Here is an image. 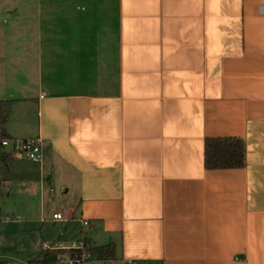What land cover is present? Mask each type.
<instances>
[{
  "label": "crops",
  "instance_id": "1",
  "mask_svg": "<svg viewBox=\"0 0 264 264\" xmlns=\"http://www.w3.org/2000/svg\"><path fill=\"white\" fill-rule=\"evenodd\" d=\"M67 5H27L21 67L17 9L0 7L4 131L42 148L9 164L37 178L0 187L11 218L40 224L39 249L0 264L80 240L115 246L82 264H264V0ZM224 137L244 143V165L207 169L205 140Z\"/></svg>",
  "mask_w": 264,
  "mask_h": 264
},
{
  "label": "rangeland",
  "instance_id": "2",
  "mask_svg": "<svg viewBox=\"0 0 264 264\" xmlns=\"http://www.w3.org/2000/svg\"><path fill=\"white\" fill-rule=\"evenodd\" d=\"M32 0H0V7L4 6L2 11H10L15 8L17 11L13 16V25L9 26L10 47L14 54V61L19 62L17 66L21 67V60H17V57L23 52V35L27 29H30L24 24V10L27 9V5ZM48 1V9L53 8V0ZM68 2L69 7L72 6L75 15H82L87 12L89 5L92 0H65ZM79 6V9H76ZM83 7V9H80ZM53 13V10L49 11ZM20 22V23H19ZM90 29V28H89ZM5 28H0V35L3 33ZM65 32V28L63 29ZM13 57V58H14ZM4 192L0 188V262H24L32 253H35L39 249V223L31 224L33 228L32 232L28 229L25 216L19 218H11V212H13L12 200L8 199L6 195L2 196L1 192ZM53 207L48 208V213H51ZM6 216L3 217L2 214ZM46 218L48 214H45ZM9 217V218H8ZM11 218V219H10ZM77 242V240H75ZM60 260L58 264H62L63 260L69 257V255H59Z\"/></svg>",
  "mask_w": 264,
  "mask_h": 264
},
{
  "label": "trees",
  "instance_id": "3",
  "mask_svg": "<svg viewBox=\"0 0 264 264\" xmlns=\"http://www.w3.org/2000/svg\"><path fill=\"white\" fill-rule=\"evenodd\" d=\"M10 100H0V120L4 124L8 118L10 110ZM5 134V131L3 133ZM244 143L233 137L207 138L204 144V165L207 169L237 168L244 165ZM15 161L12 153L0 151V187L10 179H34L35 173H13L9 164ZM83 250L89 257L87 260L95 259L106 261L115 258L114 244H106L92 247L87 240H83ZM74 250H69V256H73ZM58 260V251L45 249L43 257L38 264H53Z\"/></svg>",
  "mask_w": 264,
  "mask_h": 264
},
{
  "label": "built area",
  "instance_id": "4",
  "mask_svg": "<svg viewBox=\"0 0 264 264\" xmlns=\"http://www.w3.org/2000/svg\"><path fill=\"white\" fill-rule=\"evenodd\" d=\"M4 127L0 120V149L12 153L14 157L30 162H39L42 158V148L40 138H13L4 135ZM55 220L61 219L60 213H54ZM87 224V221H84ZM69 250H74L73 256L66 259H61L62 264H82L89 257L88 253L83 250V240L77 243H72L66 247ZM60 257L53 264H58Z\"/></svg>",
  "mask_w": 264,
  "mask_h": 264
}]
</instances>
